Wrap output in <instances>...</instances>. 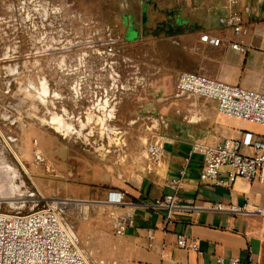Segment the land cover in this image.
<instances>
[{
  "label": "rangeland",
  "instance_id": "1",
  "mask_svg": "<svg viewBox=\"0 0 264 264\" xmlns=\"http://www.w3.org/2000/svg\"><path fill=\"white\" fill-rule=\"evenodd\" d=\"M200 5L0 0V199H17L29 187L45 198L77 201L102 182L92 174L124 183L146 165L141 153L158 130L152 125L160 112H141L140 103L153 98L156 74L162 87L156 96L165 101L158 104L179 101L172 87L181 73L173 67L185 66L167 57V34L182 31V22L192 19L188 8ZM109 47L119 53L108 54ZM126 99L138 103L135 110L125 108ZM46 144L49 152L42 150L44 161L36 163L35 147ZM64 218L90 264L109 256L102 244L112 231L107 207L95 202L87 214L73 204Z\"/></svg>",
  "mask_w": 264,
  "mask_h": 264
},
{
  "label": "crops",
  "instance_id": "2",
  "mask_svg": "<svg viewBox=\"0 0 264 264\" xmlns=\"http://www.w3.org/2000/svg\"><path fill=\"white\" fill-rule=\"evenodd\" d=\"M198 1L202 5L188 8L192 19L182 22L183 30H171L166 40L167 57L170 60L181 58L185 66L173 69L180 73L205 74L264 93V0H241L233 9H229L224 0ZM232 13L241 16L246 34H236L233 28L219 23ZM203 36L218 39L220 43L214 46L202 41ZM232 44L241 46L243 51L234 50ZM150 79L153 98L142 101L140 108L149 115L160 112L152 125V129L158 128L152 140L162 141V161L152 163L145 150L141 156L148 163L136 168L137 173L128 176L130 180L123 183L115 176L92 174L91 179L99 181L102 177V182L75 196L77 201L85 203L87 214L95 202L108 208L112 231L108 238L103 237L102 244L109 249V256L99 263L216 264V259L222 258L224 264H264V217L257 213L264 211V185L239 178L225 188L205 185L200 179L204 156L194 151L197 147L218 146L227 139L242 140L246 133L252 134L254 139H264V128L220 116L215 102L204 99L186 102L184 98L193 96L179 95L177 91L179 101L168 99L160 106L158 102H165L156 96L162 88L161 76L156 74ZM122 104L130 111L138 105L127 99ZM28 144L33 147L31 139ZM48 145L44 148L37 145L35 150L41 154L42 150L49 152ZM242 153L250 155L252 150L243 148ZM182 171L179 198L184 208L173 212L172 222L162 231L167 210L156 207V202L172 193L169 182L180 179ZM226 173V169L221 171L224 181H228ZM112 192L121 193L128 206L110 209L107 198ZM218 205L226 210L218 211ZM231 206L241 212L228 211ZM129 209L135 215L134 226L124 237H117L112 216ZM149 232H152V240L147 237ZM179 234L197 242L200 253L180 250L176 245Z\"/></svg>",
  "mask_w": 264,
  "mask_h": 264
},
{
  "label": "built area",
  "instance_id": "3",
  "mask_svg": "<svg viewBox=\"0 0 264 264\" xmlns=\"http://www.w3.org/2000/svg\"><path fill=\"white\" fill-rule=\"evenodd\" d=\"M229 9H233L241 0H224ZM223 26L233 28L236 34H246L242 29L241 16L232 13L229 17L220 19ZM202 41L218 46V39L203 36ZM232 48L242 52L243 48L232 44ZM107 53H119L109 47ZM179 95L198 97L215 102L217 112L222 117L232 118L264 128V93L251 91L232 85L228 82L213 79L205 74L186 72L179 74L176 83ZM249 148L252 154H243L242 149ZM146 154L150 161L159 164L163 159L162 141L154 139L146 145ZM194 151L204 156L200 173L201 182L215 188L229 187V182L239 178L247 182L258 181L264 185V139H254L246 133L242 140H225L213 147H197ZM36 163H42V154L34 151ZM227 170L228 181L221 179V171ZM181 178L171 180V194L156 202V207L167 210L166 230L173 220V212L184 208L179 198L182 190L184 172ZM25 195L13 200L0 199V264H90L80 248L79 240L73 227L65 220L66 208L73 204L81 207L87 213L85 203L74 200L45 198L38 191L25 188ZM107 204L110 209L118 206H128L121 193H109ZM224 211L222 205L216 207ZM232 213L241 210L231 206L227 209ZM264 217V211L257 212ZM115 235L124 237L127 230L134 226L135 215L129 209L112 216ZM152 240V232L148 233ZM176 245L180 250L200 253V248L194 240H188L185 235L176 236ZM238 260H234L237 263ZM216 264H224L222 258L216 259Z\"/></svg>",
  "mask_w": 264,
  "mask_h": 264
},
{
  "label": "bare ground",
  "instance_id": "4",
  "mask_svg": "<svg viewBox=\"0 0 264 264\" xmlns=\"http://www.w3.org/2000/svg\"><path fill=\"white\" fill-rule=\"evenodd\" d=\"M43 92H44V90H43ZM23 167V170H24V172H25V174H27L28 175V171H27V169L24 167V166H22ZM30 176V175H29ZM81 208V207H80Z\"/></svg>",
  "mask_w": 264,
  "mask_h": 264
},
{
  "label": "water",
  "instance_id": "5",
  "mask_svg": "<svg viewBox=\"0 0 264 264\" xmlns=\"http://www.w3.org/2000/svg\"><path fill=\"white\" fill-rule=\"evenodd\" d=\"M129 37H130V38H133V37H136V35H135V34H132V33L130 32Z\"/></svg>",
  "mask_w": 264,
  "mask_h": 264
},
{
  "label": "trees",
  "instance_id": "6",
  "mask_svg": "<svg viewBox=\"0 0 264 264\" xmlns=\"http://www.w3.org/2000/svg\"><path fill=\"white\" fill-rule=\"evenodd\" d=\"M170 34H171V32H170ZM169 33L167 34V35H170Z\"/></svg>",
  "mask_w": 264,
  "mask_h": 264
}]
</instances>
